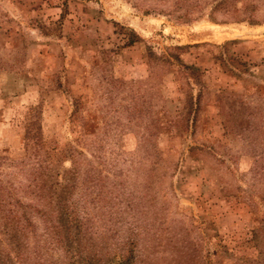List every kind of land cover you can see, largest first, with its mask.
Listing matches in <instances>:
<instances>
[{
	"label": "rangeland",
	"instance_id": "1",
	"mask_svg": "<svg viewBox=\"0 0 264 264\" xmlns=\"http://www.w3.org/2000/svg\"><path fill=\"white\" fill-rule=\"evenodd\" d=\"M125 256L264 264V0H0V264Z\"/></svg>",
	"mask_w": 264,
	"mask_h": 264
},
{
	"label": "trees",
	"instance_id": "2",
	"mask_svg": "<svg viewBox=\"0 0 264 264\" xmlns=\"http://www.w3.org/2000/svg\"><path fill=\"white\" fill-rule=\"evenodd\" d=\"M132 41H133V39H132ZM151 52V58H152V52L153 51H150ZM153 56H154V53H153ZM158 60L160 61L161 60V62H164V61H168L169 62V60L168 59H166L165 57H158ZM185 68L188 70L189 69V67H187V66H185ZM189 71H190V69H189ZM192 108V107H191ZM193 109V108H192ZM184 117V116H183ZM183 117H181L182 119H184L183 121H185V118H183ZM185 117H187L186 119H189L190 117H188V116H185ZM122 220H123V216H120V217H118L117 219H116V222L117 221H120V222H122ZM132 240H134V239H132ZM118 256L120 257V255H115V258L117 259L118 258ZM115 258H114V260H115ZM127 259H128V256H125V257H123V261H121L119 264H128L126 261H127Z\"/></svg>",
	"mask_w": 264,
	"mask_h": 264
}]
</instances>
